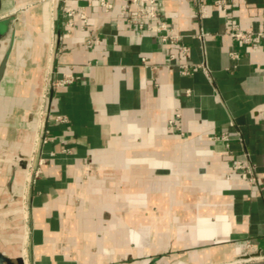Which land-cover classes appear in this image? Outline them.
I'll return each instance as SVG.
<instances>
[{"label": "crops", "instance_id": "crops-1", "mask_svg": "<svg viewBox=\"0 0 264 264\" xmlns=\"http://www.w3.org/2000/svg\"><path fill=\"white\" fill-rule=\"evenodd\" d=\"M108 1H54L26 264L264 260V43L229 35L264 32V0H154L145 32Z\"/></svg>", "mask_w": 264, "mask_h": 264}, {"label": "water", "instance_id": "water-1", "mask_svg": "<svg viewBox=\"0 0 264 264\" xmlns=\"http://www.w3.org/2000/svg\"><path fill=\"white\" fill-rule=\"evenodd\" d=\"M53 6L54 0H0V264H26L24 193L44 102Z\"/></svg>", "mask_w": 264, "mask_h": 264}, {"label": "built area", "instance_id": "built-area-1", "mask_svg": "<svg viewBox=\"0 0 264 264\" xmlns=\"http://www.w3.org/2000/svg\"><path fill=\"white\" fill-rule=\"evenodd\" d=\"M55 1V0H54ZM126 4L133 6L136 10V15L130 16L128 18V22L130 24H135L137 28L145 32L144 30H148V26L150 23L158 18V13H157V7L154 2V0H123ZM98 4L105 10L108 11L111 8V3L108 0H98ZM214 4L222 6L223 11H225V4L223 0H216L214 1ZM122 13L124 15H129L128 11L123 7L122 8ZM74 14V12L71 9H65L64 10V16L70 17ZM196 14L199 19H203L207 17V6L203 3H197V10ZM165 27L163 24L160 25L158 28L159 32V38L163 42H175L179 36L175 35L173 33H168V34H161L160 32L164 31ZM206 33L201 32L198 35V38H202L203 36H206ZM230 37L233 38L236 41H240L243 44H259V43H264V32H254L252 30H245L241 31L236 27H233L231 32H230ZM184 52L185 49L183 48ZM144 61V59H142ZM181 73L186 74L187 69L185 66H181ZM73 81L72 77L70 76H64L59 80H56L53 82V85L55 86H65L67 84H70ZM46 97V89H45V95H44V100ZM43 115V107L41 111V117ZM54 121L58 122H64L65 119L61 116H56L53 118ZM174 121L170 120L169 121V126H173ZM221 139L223 141H228L227 135H222ZM42 160L40 159L38 161V165L41 164ZM34 163V158H32L30 170H29V175H28V181L30 179L31 173H33L34 176H37L39 174L38 168H35L33 166ZM233 170H241L243 171L244 174H247L249 177V180L253 183L254 178L251 175V169L250 167H245L242 162L236 161L234 162L232 166ZM27 181V182H28Z\"/></svg>", "mask_w": 264, "mask_h": 264}]
</instances>
